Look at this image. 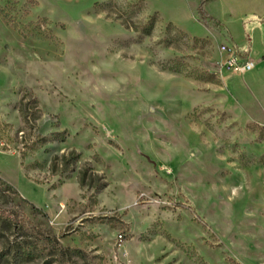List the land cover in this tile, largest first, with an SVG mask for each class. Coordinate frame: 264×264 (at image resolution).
<instances>
[{
	"label": "rangeland",
	"instance_id": "obj_1",
	"mask_svg": "<svg viewBox=\"0 0 264 264\" xmlns=\"http://www.w3.org/2000/svg\"><path fill=\"white\" fill-rule=\"evenodd\" d=\"M200 2L0 0V264H264V0Z\"/></svg>",
	"mask_w": 264,
	"mask_h": 264
},
{
	"label": "crops",
	"instance_id": "obj_2",
	"mask_svg": "<svg viewBox=\"0 0 264 264\" xmlns=\"http://www.w3.org/2000/svg\"><path fill=\"white\" fill-rule=\"evenodd\" d=\"M258 18H255L254 20H255V23H254V25H253V29H254V31H256V30H261V31H263L264 32V25L262 24L264 21H258L257 20ZM264 54V51H259V50H257V51H253V55H255L256 57H259V56H261V55H263ZM251 55V54H250ZM250 55H248V56H250ZM258 61V65H257V67H258V70L256 71V72H253L252 70H250V71H248V72H246V73H244V74H246L245 75V79H248V81H250L251 82V84L252 85H254V86H256L257 88H258V92H263L264 93V61L263 60H257ZM251 72H253V73H251ZM248 73H250V74H248ZM248 81H247V83H245L246 84V88L247 89H250V87H251V84H249L248 83ZM239 88H242V86H240L239 84H238V89ZM261 96V97H260ZM260 99H259V98ZM256 98L258 99V105L262 108V110L264 111V94H263V96L262 95H259V93H257L256 94ZM28 182L32 185V186H37V187H41L42 189H46V193H47V195L49 196V199L51 200V194L49 193V191H48V189L46 188V186H44V185H42V184H38V183H36V182H34V181H32L31 179H29L28 178ZM23 193V192H22ZM23 195H24V197H26L27 199H29L30 200V198H28L24 193H23ZM30 201H32V200H30ZM34 202V201H33ZM36 203V202H35ZM47 203V202H46ZM47 211H51V208H49L48 207V210Z\"/></svg>",
	"mask_w": 264,
	"mask_h": 264
},
{
	"label": "built area",
	"instance_id": "obj_3",
	"mask_svg": "<svg viewBox=\"0 0 264 264\" xmlns=\"http://www.w3.org/2000/svg\"><path fill=\"white\" fill-rule=\"evenodd\" d=\"M257 20L259 22L262 21L260 18ZM220 50L226 55L222 65L227 70L233 71L236 74H244L252 70L255 66L250 56L241 57L239 49L235 44L224 42L221 44Z\"/></svg>",
	"mask_w": 264,
	"mask_h": 264
},
{
	"label": "trees",
	"instance_id": "obj_4",
	"mask_svg": "<svg viewBox=\"0 0 264 264\" xmlns=\"http://www.w3.org/2000/svg\"><path fill=\"white\" fill-rule=\"evenodd\" d=\"M209 1H211V0H201V2H200V5H199V13L202 15V16H205V17H208V13L206 12V10H205V4L207 3V2H209Z\"/></svg>",
	"mask_w": 264,
	"mask_h": 264
}]
</instances>
